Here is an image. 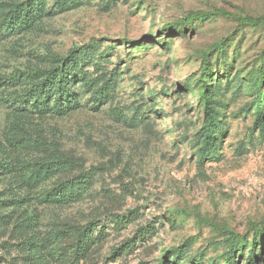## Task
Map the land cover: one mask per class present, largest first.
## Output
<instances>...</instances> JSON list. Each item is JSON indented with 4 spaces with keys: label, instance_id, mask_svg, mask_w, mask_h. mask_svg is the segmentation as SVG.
<instances>
[{
    "label": "rangeland",
    "instance_id": "rangeland-1",
    "mask_svg": "<svg viewBox=\"0 0 264 264\" xmlns=\"http://www.w3.org/2000/svg\"><path fill=\"white\" fill-rule=\"evenodd\" d=\"M25 1L0 0V264H247L252 245L264 264V82L259 124L253 92L236 90L254 69L264 81V23L240 20L264 16V0H74L65 10L46 0L56 13L8 31L4 15ZM195 12L208 16L185 20ZM72 49L107 95L96 103L77 79L76 108L17 110L12 76L54 68ZM203 81L218 113L210 153L199 144ZM54 149L64 170L27 186ZM91 170L81 198L41 200ZM116 216L131 221L119 227ZM88 224L95 243L80 257L69 234Z\"/></svg>",
    "mask_w": 264,
    "mask_h": 264
},
{
    "label": "trees",
    "instance_id": "trees-1",
    "mask_svg": "<svg viewBox=\"0 0 264 264\" xmlns=\"http://www.w3.org/2000/svg\"><path fill=\"white\" fill-rule=\"evenodd\" d=\"M56 4L60 10H65L76 6L78 3L74 0H56ZM46 0H27L21 4H16L11 7L4 15L3 25L8 31H23L31 29L35 26L37 21L41 20L44 16L56 13L54 10L47 8ZM208 16L207 13L195 12L190 13L185 20L204 19ZM242 23L249 25H260L264 23V16L262 17H244L240 18ZM85 57L82 52L77 55H73V49L69 51L68 55L58 59V65L50 69L30 68L23 74H15L12 76V83H18L20 89L12 93L13 101L15 102L17 110H25L35 113L44 114L48 111H58L64 104H66V110H71L77 107L76 95L73 91L75 87V81L78 79L89 91L96 89L95 102L101 101L102 97L107 95L109 87H97L94 80L88 78V73L80 69V63L83 62ZM82 65V64H81ZM206 68V67H205ZM263 69H256L250 71L245 78L238 79L236 90L242 88L248 92L252 91L254 94V113L255 123L261 122L262 113L261 102V90L263 85ZM209 74H205V77ZM218 81L217 87H220ZM202 100L206 104V120L202 132L199 136V144H201V151L210 153V148L215 143V132L218 129L217 124V112L213 109V106L208 108V103H213V100H209L208 93H212V89L209 88V84L203 81ZM234 82V80H233ZM107 84V83H106ZM228 84V83H227ZM210 112V113H209ZM217 115V116H216ZM17 121V119H16ZM9 141L14 144L24 146L25 141L21 138L10 135ZM203 155V154H202ZM65 160L62 155L54 149L51 155L47 158L40 160L36 163V168L29 172L27 176L23 177V181L29 187L38 186L41 182L55 175L57 172L64 170ZM94 170L91 172H81L77 175L60 180L57 184L45 192L41 198L42 201L56 204H67L82 197L88 188L94 182ZM115 222L119 224V227L127 224L131 219L119 218L116 216ZM92 224V223H90ZM94 227V226H93ZM90 225H84L79 227H71L72 231L69 235H75V242L73 247L75 251H80L79 256L83 257L84 254L90 249L95 238L93 236L94 228ZM56 242H61L62 238L53 237ZM73 238V236H72ZM254 245L251 247L252 256L248 259L247 264H254L256 257L253 256ZM227 264H236L235 260L231 259L227 261Z\"/></svg>",
    "mask_w": 264,
    "mask_h": 264
}]
</instances>
